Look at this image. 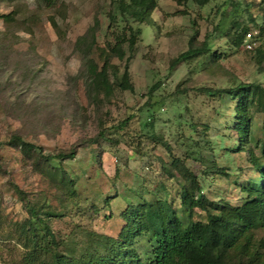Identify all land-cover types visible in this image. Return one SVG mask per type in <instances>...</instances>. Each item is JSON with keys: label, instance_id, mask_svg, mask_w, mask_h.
<instances>
[{"label": "rangeland", "instance_id": "obj_1", "mask_svg": "<svg viewBox=\"0 0 264 264\" xmlns=\"http://www.w3.org/2000/svg\"><path fill=\"white\" fill-rule=\"evenodd\" d=\"M132 1L0 0V16L12 18L0 20V264L65 253L64 245L37 251L45 224L56 242L78 247L88 233L117 239L127 207L177 209L185 172L203 196L232 205L242 185L259 183L247 153L232 148L237 116L247 123L244 149L257 155L262 142L264 0ZM151 4L139 23L134 14ZM240 31L254 36L250 50L232 45ZM206 35V52L170 67ZM88 64L104 68L107 94L92 88ZM124 69L131 92L118 87ZM14 135L39 151L24 155ZM71 149V160L45 159ZM203 217L195 210L192 220ZM28 222L36 243L22 230Z\"/></svg>", "mask_w": 264, "mask_h": 264}, {"label": "trees", "instance_id": "obj_2", "mask_svg": "<svg viewBox=\"0 0 264 264\" xmlns=\"http://www.w3.org/2000/svg\"><path fill=\"white\" fill-rule=\"evenodd\" d=\"M132 3L140 4L141 0H133ZM150 6L152 4L139 7L140 10L134 14L139 23L143 21L141 15H144L148 9V12L150 11ZM121 12L124 11L121 10ZM0 20L5 23L12 22L10 14L1 15ZM140 33V27L132 30L127 39L129 49L132 48L134 39ZM244 33L246 32L234 33L232 45L238 46L242 43ZM210 37L211 35H206L199 47H189L180 53L171 61L170 67L206 52L207 41ZM190 44L191 41H189ZM112 50L118 60L123 59L124 53L119 46H115ZM88 66L92 88L95 91L101 89L107 94L110 88L107 85L104 68L97 70L95 65L88 64ZM118 87L123 91H132L126 69L120 76ZM204 91L210 92L209 90ZM232 96H239L236 90ZM234 111L237 114L240 113L237 108ZM125 124L126 121H121L116 127L121 129ZM233 125L237 140H235V147L233 146L232 151L247 153V162L258 176L259 181L252 187L243 185L240 187L239 190L244 197L239 205L228 204L221 200H210L203 196L197 177L185 172L184 177L188 184L181 187L177 209L172 208L165 201H157L140 207H127L121 214L124 224L117 239L88 233L85 247L82 246L84 244L78 247L75 243L56 242L45 224L43 225V237L48 241H45L41 248H37V251L46 253L49 248L67 246L66 254L54 251L50 262L46 264H264V239H254V231L264 228V120L261 124L263 137L257 155L249 149L245 150L241 141L247 132L246 121L237 116ZM10 141L18 145L24 155L29 156L32 152L39 151V148L21 141L16 135L12 136ZM74 155L75 150L71 149L65 153L48 155L45 159L48 162L71 160ZM178 164H175V167ZM209 164L212 169L209 171L216 173L218 169L213 168L215 164ZM179 168L185 169L181 163ZM235 183H237L236 180ZM195 210L197 213H202L204 217L193 221L192 216ZM30 212L36 216L35 211L31 209ZM54 217L46 215L47 219ZM26 225L22 227V230L30 236V242L36 243L37 238L30 222Z\"/></svg>", "mask_w": 264, "mask_h": 264}, {"label": "built area", "instance_id": "obj_3", "mask_svg": "<svg viewBox=\"0 0 264 264\" xmlns=\"http://www.w3.org/2000/svg\"><path fill=\"white\" fill-rule=\"evenodd\" d=\"M250 31L246 32L243 39V48L250 50L254 45V36L251 37Z\"/></svg>", "mask_w": 264, "mask_h": 264}]
</instances>
